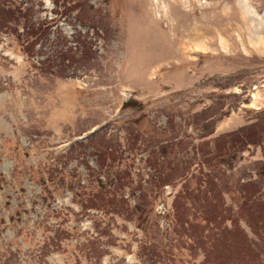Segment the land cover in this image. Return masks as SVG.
<instances>
[{"label": "rangeland", "instance_id": "1", "mask_svg": "<svg viewBox=\"0 0 264 264\" xmlns=\"http://www.w3.org/2000/svg\"><path fill=\"white\" fill-rule=\"evenodd\" d=\"M13 1L0 264H264V0Z\"/></svg>", "mask_w": 264, "mask_h": 264}, {"label": "trees", "instance_id": "2", "mask_svg": "<svg viewBox=\"0 0 264 264\" xmlns=\"http://www.w3.org/2000/svg\"><path fill=\"white\" fill-rule=\"evenodd\" d=\"M1 1L2 0H0V7L2 6V9L0 8V31L2 29H6V26H7L8 23H12L13 22L12 19L14 18V14L15 13H14V11H12V9H14L16 7V5L18 7H20V5L17 4L13 0H3L2 3H1ZM52 1L55 4L58 3L57 5H59V3H60V0H52ZM61 3L63 5H68L69 6V4H68V2L66 0H62ZM18 7L16 8L17 9L16 11L19 10ZM21 10H24V8L22 7ZM1 11H2V13H1ZM3 12H6L7 17H5ZM28 33H29V37H28ZM36 33H37V29H34V28H31L29 31L26 32V37H25L26 39L25 40H27L29 38L26 41L27 45H33V46L35 45L36 40L30 41V38H32L33 36H37ZM67 49H68V51H66L63 54H61V56H62L61 57V59H62L61 63L62 64L67 60L65 55L71 54V49H69V48H67ZM254 125L255 124L251 125L250 128H246V129L241 128L239 130V133H238L237 137H238V140L241 141V145H242L241 147L238 146V143H234L233 145H230V146L227 143L226 145L224 144L226 147H221V148H218V149L214 148V150H213L214 151V158L217 159V160H221L224 157H227V153L230 150L235 149L236 147L243 148L244 145L245 146H248V145L258 146L259 144L263 143L264 139L259 140V138H260L259 135H260V132H262V130L261 131L258 130L257 126H254ZM199 175H200V178H204V177L207 176V173H204L203 171H199ZM258 176L260 178H264V166L260 169ZM249 187L251 189H249ZM213 188H214L213 192H216L215 184H214ZM259 188L260 187H257V186L254 185V183L250 182V183L244 185L243 188H241L238 191L239 192L238 200L241 201L240 206L242 208H246L245 210L248 211V213H250V214L251 213H257L262 208V206L264 207V200L262 201V199H264V191H262L263 193H260L259 192ZM202 189H203L202 186L199 184L197 186L196 190H195L196 195L200 194L199 191L202 190ZM100 191L103 192V189L101 188ZM109 192H112V191H109ZM213 192L208 190V189H204L203 195H206L207 193H210L213 196V194H214ZM112 194H114V193L112 192ZM221 200H222V195H221ZM234 201H235V199H233V197L231 195L230 205L228 204L226 206L233 205ZM220 204L224 205L226 203H224V202L223 203H219V206H220ZM186 209L188 211L191 210V209H188V208H186ZM217 219H220V217L219 216L216 217V222H218ZM237 227H238V225H237ZM239 228H240V226H239Z\"/></svg>", "mask_w": 264, "mask_h": 264}]
</instances>
